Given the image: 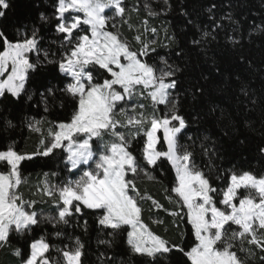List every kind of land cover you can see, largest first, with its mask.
Listing matches in <instances>:
<instances>
[{"label":"snow or ice","instance_id":"6c2138e0","mask_svg":"<svg viewBox=\"0 0 264 264\" xmlns=\"http://www.w3.org/2000/svg\"><path fill=\"white\" fill-rule=\"evenodd\" d=\"M160 3L157 10L140 0L131 7L128 0H54L52 16L40 12L38 17L40 25L53 18L57 21L58 40L45 47L41 27L35 23L9 30L13 3L0 0V102L11 97L31 103L38 97L33 106L42 107L45 114L22 120L29 132L41 137L36 149L21 150L15 142L0 149V251L15 258L14 264H85V245L79 238L58 247L34 233L50 224L55 236L63 237L62 229L74 223L86 232L88 220L81 224L76 218L88 214L108 237L100 244L111 248L126 233L129 256L140 258L139 264H173L174 260L175 264H264V172L217 164L236 153L243 156L248 146L243 130L253 126L233 120L220 109L222 135L215 133V139L189 135L193 125L205 119L200 105L208 96L212 70H200L181 92V74L190 70L186 59L190 50L167 27L162 29L161 41V29L149 27L147 19L140 25L130 22L141 6L150 17L173 11L170 0ZM217 7L211 3L203 9L210 21L205 28L190 18L192 13L180 11L184 22L198 33L188 43L207 57L208 46L230 27L228 42L236 64L252 70V61L244 54L240 20L231 11L217 16ZM124 25L134 32L131 39L121 30ZM257 34L264 35V22L253 26L248 39ZM52 44L57 45L55 50ZM159 48L169 49V55H161ZM173 54L181 63L169 58ZM211 63L223 82L238 90L235 99L240 104L264 106V83L257 97L251 80L238 72L226 75L222 65L214 59ZM182 95L193 102L190 114L182 111ZM209 104L208 112H216L219 106ZM69 107L66 119L48 120L46 114L54 109ZM3 125L5 131L16 127L6 117ZM257 150L264 159V143ZM198 154L207 159L206 165L202 166ZM58 156L68 177L53 183L50 177L60 173H43L34 193L39 199H26L21 191L25 163L40 159L47 163ZM169 170L171 183L163 192L172 208L139 186L143 181L164 185L160 177ZM213 172L222 184L213 182ZM49 202L50 212L37 207ZM145 202H150L147 209ZM145 211L171 217L170 222L156 216L149 219L164 225L166 232L170 223L179 239L154 231L145 221ZM14 236H32L27 251L13 245ZM102 257L103 264H126L115 255Z\"/></svg>","mask_w":264,"mask_h":264},{"label":"trees","instance_id":"16d2710c","mask_svg":"<svg viewBox=\"0 0 264 264\" xmlns=\"http://www.w3.org/2000/svg\"><path fill=\"white\" fill-rule=\"evenodd\" d=\"M173 5V11L167 16L161 15L157 17H150L147 15L146 10L141 6L139 13H132L131 23L134 25H140L144 19L148 20L149 27H157L161 29L159 33V39L164 40L163 28L167 27L168 32L177 33L178 39L181 42V46L189 49V55L186 58L190 70L186 73L181 74L183 93L184 89H187L188 84L192 76L198 75L200 70L205 72L212 70V76L208 82V96L206 100L201 102L200 107L206 113L205 119L199 123L193 125L189 135L200 136L210 135L215 139V133L222 135L221 126L223 121H220V109H223L226 114L231 115L233 120L239 122H250L252 129H244V134L248 137V146L243 150V156L238 153L233 154L226 161H217V164L221 167H231L232 164H236L243 168H252L257 172H264V159H261L258 153V146L264 143V136H261V132L264 131L262 122H264V112L262 107L264 106H252L248 105L245 108L243 104H240L236 99L232 88H229L224 82L223 77L217 75L213 70L211 61L214 59L217 63L222 65L225 74L232 72L240 73L245 80H251L253 89L256 90L257 97L261 95L260 89L262 83H264V35H255L251 40L248 39V32L253 29L254 25L264 22V0H231V7H229V0H170ZM13 10L10 12V19L8 21L9 30L13 25L20 24H32L35 23L41 27V35L45 38V47H48L53 40H58L57 34L55 33V24L57 21L53 18L48 24L40 25L38 17L40 12H44L48 16H52L54 0H12ZM137 0H128V4L131 7L135 5ZM149 3L153 9H160L162 7L160 0H140V4ZM211 3L218 5L216 14L217 16L225 12H233L238 20H240V30L244 34V54L248 56L253 64L252 70H248L246 67L236 64L233 53L231 51V44L228 42V35L231 34V28L228 31L221 30L218 34L216 42L211 43L208 51V56L205 57L198 49H192V46L188 43V40L198 35L195 29L191 25H187L184 19L180 17L179 13L182 9H186L192 13L191 19H193L197 25L202 28L207 27L210 21L207 19V15L203 13V9ZM39 5V7H36ZM202 13L197 16L196 13ZM184 31H181V30ZM123 33L131 39L134 35L133 31L128 29L127 25H124L121 29ZM185 32L187 35H185ZM151 38V33L147 34ZM53 50L57 48L56 44L51 45ZM158 51L161 55H169L170 50L159 48ZM171 60L181 63L178 57L174 54L169 57ZM205 60L208 62L205 63ZM199 66L195 70L193 66ZM233 87H235L234 77L231 78ZM58 83V81H55ZM39 98L36 97L35 100ZM244 97L241 96V100ZM35 100L31 103H20L12 100L11 97L8 100L0 102V149L13 144L15 147L25 150L32 151L39 145L41 137L39 134L31 133L22 123L24 116H35L41 118L43 115L42 107H34ZM183 107L182 111L186 113L192 112V101L188 96L182 95ZM211 104L218 105L217 111L209 113L208 109ZM70 107L64 110L54 109L52 112L46 114L48 120H64L70 114ZM12 119L16 127L14 129L4 130L3 118ZM50 126V125H48ZM239 134V133H238ZM190 143V142H189ZM199 153V149H197ZM197 159L202 161V166L208 163L206 158H202L199 154ZM61 157H57L55 160H49L47 163L44 159L37 161L26 162L24 166V183L21 185V191L25 198L39 199L38 196L34 195L37 187L43 182L45 172L56 171L60 173L58 177H50L53 183L57 180L68 177V173L64 170V164L60 162ZM2 170V169H0ZM164 181V185L160 183H153L148 181L140 182L141 190H147L156 199L160 200L166 207L172 208L173 205L169 204L164 198L165 193L163 187L170 185L172 179V173L169 170L165 177H160ZM213 182L215 184H222V181L215 180V172H213ZM150 206V202H145V208ZM38 208H43L46 212L52 211L50 202L47 204L37 205ZM150 216H156L160 219H164L166 222L171 221V217L167 216L163 212L149 213L145 211L144 218L149 223L154 231H157L161 235L176 241L179 239L178 231L168 224V231H165L164 225L152 224L149 219ZM79 223L82 224L84 219L88 220V230L85 232L82 227L76 226L74 223L71 227L63 228L65 236L56 237L55 231L50 224H44L41 228L37 229L34 233L36 238L41 235L46 236L54 246L64 247L67 244L74 242L76 238H79L85 245V264H103L102 254L115 255L118 261H124L126 264H139L140 258L130 257L129 250L126 244V233L118 237L111 248L106 245L100 244L99 241L102 239H108L106 235L101 233L95 223V217L88 214L84 217L76 218ZM32 236L28 237H13V245L22 247L27 251V245L31 241ZM189 237H185V243H188ZM15 258L11 257L10 254L0 251V264H14ZM175 264V260L173 261Z\"/></svg>","mask_w":264,"mask_h":264},{"label":"rangeland","instance_id":"374dc122","mask_svg":"<svg viewBox=\"0 0 264 264\" xmlns=\"http://www.w3.org/2000/svg\"><path fill=\"white\" fill-rule=\"evenodd\" d=\"M144 103H147V101H144Z\"/></svg>","mask_w":264,"mask_h":264}]
</instances>
